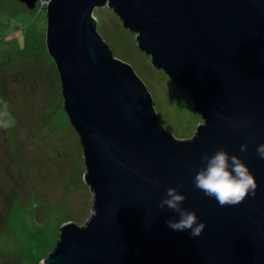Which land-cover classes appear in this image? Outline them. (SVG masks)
Returning <instances> with one entry per match:
<instances>
[{
    "label": "water",
    "instance_id": "95a60500",
    "mask_svg": "<svg viewBox=\"0 0 264 264\" xmlns=\"http://www.w3.org/2000/svg\"><path fill=\"white\" fill-rule=\"evenodd\" d=\"M38 1L20 0L29 9ZM44 1L46 47L93 200L83 225L60 228L43 264H264V0ZM103 6L188 92L202 119L191 139L160 125L143 82L113 57L93 16ZM220 147L248 165L255 195L220 205L194 186L201 155ZM177 183L183 206L205 222L198 236L170 228L178 214L158 207Z\"/></svg>",
    "mask_w": 264,
    "mask_h": 264
},
{
    "label": "rangeland",
    "instance_id": "374dc122",
    "mask_svg": "<svg viewBox=\"0 0 264 264\" xmlns=\"http://www.w3.org/2000/svg\"><path fill=\"white\" fill-rule=\"evenodd\" d=\"M46 6L0 0V264H43L60 228L83 225L93 195L79 136L63 107L61 81L46 47ZM96 30L149 92L160 125L178 141L202 123L188 92L139 50L135 33L107 6Z\"/></svg>",
    "mask_w": 264,
    "mask_h": 264
},
{
    "label": "clouds",
    "instance_id": "9594fccd",
    "mask_svg": "<svg viewBox=\"0 0 264 264\" xmlns=\"http://www.w3.org/2000/svg\"><path fill=\"white\" fill-rule=\"evenodd\" d=\"M247 144L240 145V151H246ZM258 156L264 159V143L256 147ZM202 164L192 177L193 184L203 191L204 195L213 197L220 205L236 204L246 194L255 195L257 181L244 160L229 153L223 147L216 148L211 153H203L200 157ZM158 183V178L151 181ZM181 184L166 188L158 202L160 209H170L178 215L168 218L166 223L173 230H189L190 236H198L205 228V222L200 220L194 209L183 206L186 194L180 191Z\"/></svg>",
    "mask_w": 264,
    "mask_h": 264
},
{
    "label": "built area",
    "instance_id": "2783aa9c",
    "mask_svg": "<svg viewBox=\"0 0 264 264\" xmlns=\"http://www.w3.org/2000/svg\"><path fill=\"white\" fill-rule=\"evenodd\" d=\"M40 5L44 7L45 1L44 0H39Z\"/></svg>",
    "mask_w": 264,
    "mask_h": 264
},
{
    "label": "trees",
    "instance_id": "16d2710c",
    "mask_svg": "<svg viewBox=\"0 0 264 264\" xmlns=\"http://www.w3.org/2000/svg\"><path fill=\"white\" fill-rule=\"evenodd\" d=\"M46 6V5H45ZM70 122V121H69ZM71 124V123H70Z\"/></svg>",
    "mask_w": 264,
    "mask_h": 264
}]
</instances>
